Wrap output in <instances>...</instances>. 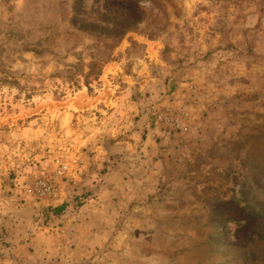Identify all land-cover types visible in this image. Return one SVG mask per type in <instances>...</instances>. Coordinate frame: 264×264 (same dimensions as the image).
I'll list each match as a JSON object with an SVG mask.
<instances>
[{
	"label": "rangeland",
	"instance_id": "obj_1",
	"mask_svg": "<svg viewBox=\"0 0 264 264\" xmlns=\"http://www.w3.org/2000/svg\"><path fill=\"white\" fill-rule=\"evenodd\" d=\"M170 51L225 67V80L211 79L225 81L236 135L213 152L204 186L154 207L159 256L112 264H264V0H0V204L36 203L52 226L58 203L32 195V181L83 161L71 189L85 175L91 124L129 85V96L149 97Z\"/></svg>",
	"mask_w": 264,
	"mask_h": 264
},
{
	"label": "crops",
	"instance_id": "obj_2",
	"mask_svg": "<svg viewBox=\"0 0 264 264\" xmlns=\"http://www.w3.org/2000/svg\"><path fill=\"white\" fill-rule=\"evenodd\" d=\"M102 57L108 62L110 53ZM156 62L149 97L134 99L129 85L116 109L91 124L85 175L74 173L57 211L46 215L52 226L36 203L18 206L12 195L9 204H0V264H112L128 253L133 261L159 256L154 207L188 192L192 182L206 184L203 178L216 165L213 152L236 135V109L225 103V81L211 79L218 71L225 80V67L198 65L175 51ZM108 66L116 69L113 61ZM140 68L137 79L130 77L135 82L145 71ZM176 109L190 114L188 129L160 127L154 114ZM79 184L81 193L73 189ZM74 194L83 196L82 203Z\"/></svg>",
	"mask_w": 264,
	"mask_h": 264
},
{
	"label": "built area",
	"instance_id": "obj_3",
	"mask_svg": "<svg viewBox=\"0 0 264 264\" xmlns=\"http://www.w3.org/2000/svg\"><path fill=\"white\" fill-rule=\"evenodd\" d=\"M154 117L160 127L170 132H180L188 129L184 120L189 118L190 114L187 110H160L154 114ZM83 165V161H79L77 167L70 162H59L54 168L42 173L32 181L30 189L32 195L38 200L54 205L66 194L65 184L69 177Z\"/></svg>",
	"mask_w": 264,
	"mask_h": 264
},
{
	"label": "trees",
	"instance_id": "obj_4",
	"mask_svg": "<svg viewBox=\"0 0 264 264\" xmlns=\"http://www.w3.org/2000/svg\"><path fill=\"white\" fill-rule=\"evenodd\" d=\"M57 211V208L55 209V212Z\"/></svg>",
	"mask_w": 264,
	"mask_h": 264
}]
</instances>
